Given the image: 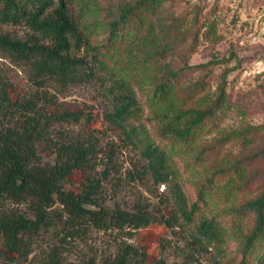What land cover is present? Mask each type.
<instances>
[{
	"label": "rangeland",
	"instance_id": "rangeland-1",
	"mask_svg": "<svg viewBox=\"0 0 264 264\" xmlns=\"http://www.w3.org/2000/svg\"><path fill=\"white\" fill-rule=\"evenodd\" d=\"M134 1L71 0L70 8L81 30L90 31L92 41L106 42L108 20L118 16L119 5ZM128 25L129 31L109 43L102 55L109 66L127 73L135 90L141 111L133 121L141 122L156 143L170 149L175 178L188 200L197 202L193 219L172 227L152 223L107 232L91 229L68 240L61 239L56 229H41L32 236L27 256L13 261L0 252V264H49L54 245L59 264H83L90 257L101 260L113 255L122 241L142 248L146 263L163 258L169 264H239L254 216L236 207L264 188V155L256 154L264 146V0H161L154 11L141 10ZM150 28L167 32L170 45L146 63L139 58L144 48L138 36ZM1 33L26 39L36 32L22 20L0 21ZM82 52L83 47L72 49L77 55ZM168 66L181 68L173 80L174 93L178 102L191 95L185 106L214 104L223 89L219 106L187 144L160 132L163 102L154 101V86ZM29 74V63L0 46V75L10 82L12 94L28 95L36 90ZM107 83L105 74L98 71L91 81L71 84L62 91L48 86L50 93H57L51 109H79L92 116L89 121L58 123L55 129L72 134L91 129L97 135L96 174L107 168L100 188L103 204L128 208L147 204L156 214H168L176 208L171 182L157 183L144 172L140 145L105 117L111 108L104 94ZM38 152L42 161H52L54 154L43 143ZM82 179L81 171L74 172L65 186L75 188ZM17 206L28 207L26 203ZM202 217H213L223 227L224 240L219 246L210 244L203 250L192 242L195 223ZM263 249L264 236L255 241L250 257L256 259Z\"/></svg>",
	"mask_w": 264,
	"mask_h": 264
},
{
	"label": "trees",
	"instance_id": "trees-1",
	"mask_svg": "<svg viewBox=\"0 0 264 264\" xmlns=\"http://www.w3.org/2000/svg\"><path fill=\"white\" fill-rule=\"evenodd\" d=\"M70 1L0 0L1 22L24 20L36 32L26 39L0 34V46L15 58L29 63V76L36 85V90L28 95L12 94L10 82L0 75V252L13 261L29 254L32 236L41 229H56L61 239L68 240L81 237L91 229L107 232L152 223L172 227L192 220L197 208L196 200H188L175 178L169 162L170 149L156 143L141 122L133 121L139 118L141 106L127 73L109 66L102 55L109 43L120 38L123 31L124 34L129 31L131 19L141 10L154 11L161 0H135L119 5L118 16L108 20L106 42L92 41L90 31L81 30L72 15ZM138 38L144 48L139 58L146 63L170 45L167 32L160 33L154 28ZM81 47L80 55L72 53L73 48ZM180 70L170 66L163 69V76L154 86V101L156 104L163 102L161 134L187 144L219 106L223 89L214 104L185 106L191 95L178 102L174 93L173 80ZM98 71H102L108 81L104 94L111 108L105 117L122 128L133 144L140 145L145 160L144 172H149L157 183L171 182L176 208L168 214H156L147 204L132 208L103 204L100 188L107 168L100 175L96 174L97 135L91 129L74 134L55 129L58 123H78L83 118L86 121L92 118L89 111L56 110L49 106L55 104L57 91L71 84L91 81ZM48 86L56 92L50 93ZM54 131L58 132L57 137ZM41 143L53 152L52 161H42L38 152ZM256 154L264 155V146ZM77 171L82 172L81 183L75 188L66 187L68 176ZM19 203H26L28 207L23 210L17 206ZM236 209L241 213L252 212L254 216V226L243 241L239 264H264V249L256 259L250 257L255 241L264 236V188ZM191 239L203 250L210 244L217 247L224 240L223 227L213 217H202L195 223ZM57 248V245L52 247L49 264H59ZM145 255L138 245L122 241L113 255L108 254L101 260L90 257L83 264H169L163 258L146 263Z\"/></svg>",
	"mask_w": 264,
	"mask_h": 264
}]
</instances>
